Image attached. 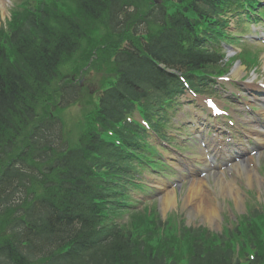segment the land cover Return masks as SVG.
<instances>
[{
	"label": "trees",
	"instance_id": "16d2710c",
	"mask_svg": "<svg viewBox=\"0 0 264 264\" xmlns=\"http://www.w3.org/2000/svg\"><path fill=\"white\" fill-rule=\"evenodd\" d=\"M239 2L16 6L0 28V264H240L230 237L172 219L166 226L155 212L116 224L148 134L138 124L125 134L112 125L142 98L153 118L183 90L178 75L160 64L189 79L220 73L221 55L199 37L217 25L214 14L238 13ZM88 64L102 75L99 102L71 80ZM81 103L83 118L67 128L61 113ZM91 105L96 110L86 111ZM110 127L122 136L120 145L103 138L100 129ZM250 231L260 236L247 225L238 234Z\"/></svg>",
	"mask_w": 264,
	"mask_h": 264
},
{
	"label": "rangeland",
	"instance_id": "374dc122",
	"mask_svg": "<svg viewBox=\"0 0 264 264\" xmlns=\"http://www.w3.org/2000/svg\"><path fill=\"white\" fill-rule=\"evenodd\" d=\"M11 6H12L11 0H0V26L4 23L6 16L9 15L8 10L10 9ZM241 45L245 46L244 43H242ZM261 52H262L261 57H260L261 63L258 66V73L256 75H254L253 70H251L250 67H245V66L240 67V70H238V72H235L233 74V78L236 80L235 82L239 83V81H241L242 79L244 80L240 84L245 89V91L243 92V95H245L246 93L250 94L248 104H250L251 102L254 104L259 103L257 99L261 97V96L255 95L254 89H252L251 86L249 87V84H251L252 80H263L264 79V49H262ZM93 71L94 70H91V74L89 76V83L92 84V86L97 89L98 85L100 84L101 77L96 72H93ZM244 83L246 84V86L243 85ZM234 88H235L234 85H231V90H233ZM189 102L191 101H187V103ZM187 107L188 106H185L184 109L183 108L180 109V111L178 112L176 116L177 120H180L181 122H183L186 119L185 115L187 112ZM192 108L198 111L201 108V103L197 101L194 105H192ZM77 115L79 117L76 119L66 118V120H64L67 122V127H69L70 129H75L74 125L76 124L78 119L83 118L82 107L80 105L71 106L69 117H74V116L77 117ZM259 116H261V118H264V108L259 109L258 113L254 114L255 119ZM72 121H74L75 123L72 124ZM255 121L251 119V123L249 125H246V128H247L245 130L246 132H249L250 129L253 130L254 128L257 127L255 125L256 123ZM190 131L194 132L193 129H190ZM164 155L168 163H170L177 170V173H178V169L181 170V164L186 163L187 166L191 168L192 174L187 177L186 183L183 184L182 186H181L182 181L180 180L177 173L172 174L174 178H171L170 180L175 181L177 183L176 187H173L170 183H168L167 178H164L163 176L159 175L158 173H156V171H153L152 173H149L147 175L149 180L146 182L150 186L154 187V199H155L154 203L157 205L158 209L160 210V215L162 216V218L166 219L169 215H172L175 221L177 220V218H180L184 220L186 224L188 223L192 226H199L200 224H205L204 222L205 220L203 219V216L197 210L198 202L196 200L192 202H186L187 193L190 191L192 182H194V180H199V179H204L208 181V183L210 182L212 184L210 185L211 187L206 186L207 196L204 201H205L206 206L217 209L218 215H216V218L213 219L214 221L212 222V227L210 226L211 227L210 228L209 226L206 225L208 228H210L211 230L215 232L224 231L225 230L224 227H227L228 225L232 227L235 224L233 220L232 221L230 220L232 219L230 218V216L235 217L234 215L236 213L233 214V209L232 210L226 209L227 202H231V204L233 206H236L237 210L242 213L246 212L247 210L246 205H254V201L252 203L248 201V199H246L245 197H243L242 203L238 205L236 204V198L233 196V194L230 193L229 195H225L224 193H222V195H220V190L222 191V189L220 185L218 187L217 176L213 175L207 178H201L197 174H195V170L193 169V166H192V162L195 161V158L193 157L189 159L191 156H194V155H191L189 152L184 151L182 154H180L179 152H176L175 150L171 149V151L165 152ZM261 158H262L261 160L263 161L262 167H264V156L261 155ZM201 161L205 163L204 159H202ZM234 174L236 175L235 172ZM243 180H244L243 178H239V182ZM256 180L258 179L254 177L253 182ZM261 181L263 182V184L260 186L257 185L256 183L257 181L253 183L254 186L251 188V190L253 192V199L255 201L257 199H260L262 203L264 202V180H261ZM172 190H174L176 193L177 203L169 205L167 209H164L163 204H162L163 197L169 195ZM155 193L156 195L157 194L159 195L160 197V199L158 198L159 200L155 198ZM140 197L145 198L144 195H140ZM222 197H224L226 203L223 202L224 199ZM218 199H219V203H218ZM142 206L143 205H140L141 209H142ZM175 214L178 216H176ZM220 215L221 216L223 215V217L225 218H221ZM125 218H129V216Z\"/></svg>",
	"mask_w": 264,
	"mask_h": 264
},
{
	"label": "bare ground",
	"instance_id": "6f19581e",
	"mask_svg": "<svg viewBox=\"0 0 264 264\" xmlns=\"http://www.w3.org/2000/svg\"><path fill=\"white\" fill-rule=\"evenodd\" d=\"M236 168H238V167H236ZM238 172L241 175L245 176L247 179H249V181H251L252 178H254L256 176V174L252 171V169L248 168L246 166H244V168L238 169ZM220 179L222 180V183L224 186V191H227V192L233 194V196L239 202H241L242 199L238 195V192L234 188L231 180L227 179L226 177H224L222 175H220ZM200 186L201 185L198 181L193 182V184L190 187V191L187 193L186 202H192V201L196 200L198 202L197 210L203 216L204 220L209 221V222H213V219H214L213 210H215V208H210V207L205 205L204 198H205V196H207V194H206V191H203ZM174 196H175V192H172V194L163 197L162 204H163L164 209H167L169 205L175 204Z\"/></svg>",
	"mask_w": 264,
	"mask_h": 264
}]
</instances>
